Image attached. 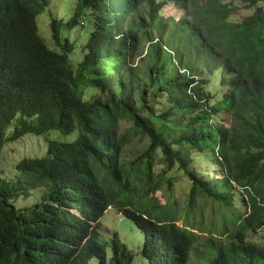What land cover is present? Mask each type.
<instances>
[{
    "label": "trees",
    "instance_id": "obj_1",
    "mask_svg": "<svg viewBox=\"0 0 264 264\" xmlns=\"http://www.w3.org/2000/svg\"><path fill=\"white\" fill-rule=\"evenodd\" d=\"M263 4L75 0L66 19L51 18L54 52L36 21L48 0H0V145L72 136L22 159L17 182L0 177V264H133L117 232L101 238L110 208L144 233L141 264H189L193 251L203 264H264L253 241H264ZM168 5L181 18H165ZM242 9L253 12L235 21ZM79 27L75 59L68 32ZM132 135L148 145L125 161ZM176 171L191 182L189 209L213 202L204 253L203 213L156 197ZM36 191L38 202L16 207Z\"/></svg>",
    "mask_w": 264,
    "mask_h": 264
},
{
    "label": "rangeland",
    "instance_id": "obj_2",
    "mask_svg": "<svg viewBox=\"0 0 264 264\" xmlns=\"http://www.w3.org/2000/svg\"><path fill=\"white\" fill-rule=\"evenodd\" d=\"M49 5L46 10L40 12L37 15L36 21L38 26V34L45 42L46 46L54 52H60V49L54 45L51 36H50V23L52 16L56 18H64L68 17V14L72 10V6L74 5L75 0H48ZM264 5V4H263ZM253 11L242 9L238 12V14L234 15L233 19L235 21H242L245 17L251 15ZM165 18H171L172 16H176L178 19L181 18V14H179V9L177 6L168 5L164 10ZM70 40H77V45L79 46V50L74 52L75 59H81L82 57V46L86 43V31L81 30L80 27L76 28L72 32H68ZM14 125V123H13ZM13 125H11L7 131V136L10 135ZM132 124L129 121L121 122V132H128L131 130ZM72 139V136L67 137L61 135L57 131L51 132L49 135H41L36 136L32 134H27L18 141L14 143L7 142L3 146L0 145V177L5 179L8 182L16 181L20 176L19 170L16 168L18 163L24 158H36V157H45L47 151L48 140L55 141H69ZM148 145L147 139L141 138L139 136H131L130 143L124 148L123 159L125 161H132L138 157V155L142 154ZM194 168L198 169L201 166L198 161H193ZM204 169H207L206 163L202 165ZM166 176L173 177L172 186L169 188L167 184L163 186L161 192L156 194V197L159 199L161 204L170 203L173 205L174 203L178 204L179 214L184 216L186 214L185 208L188 209V213L190 215H194V219L199 221V217L201 213L205 216L203 219V223L205 225V231L198 233L201 235L202 239L198 241L195 246L197 251L200 253H204L205 250L203 248V244L205 243L204 238L210 234L209 223L211 219L208 217L212 214L213 207L212 203L209 200L199 201L196 205V210H191L188 208L189 201V193L191 189L190 180L179 171H176L173 174L170 172H166ZM206 177L205 175H203ZM46 187V186H45ZM36 192H29L27 195L22 196L18 199L16 203L17 208H29L36 202L40 200L41 195ZM45 192V188L43 187V193ZM206 203V204H205ZM205 205V206H204ZM202 206V210L200 209ZM241 209L242 207L239 206ZM190 210L192 212H190ZM76 213V211H73ZM185 219L183 217L179 218L178 225H185ZM188 222H192L188 220ZM197 223V222H196ZM197 231V230H195ZM208 231V232H207ZM99 232L101 234V238L103 241L107 242L110 238L117 232L119 240L123 245H125L135 256L133 264H141L144 261V257L141 254V250L144 243V233H142L135 225L132 224L131 221L122 217L121 214L114 208H110L105 216L102 218L100 223ZM254 242L262 244L264 241L253 239ZM189 264H203V261L198 259L195 256L194 251L191 254Z\"/></svg>",
    "mask_w": 264,
    "mask_h": 264
},
{
    "label": "clouds",
    "instance_id": "obj_3",
    "mask_svg": "<svg viewBox=\"0 0 264 264\" xmlns=\"http://www.w3.org/2000/svg\"><path fill=\"white\" fill-rule=\"evenodd\" d=\"M20 139H21V138H20ZM17 141H18V140H17ZM48 141H49V140H48ZM54 141H55V140H54ZM12 143H14V142H12ZM47 150H48V145H47ZM46 153H47V151H46ZM46 155H47V154H46ZM46 155H45V156H46ZM43 157H44V156H43ZM43 157H36V158H43ZM28 159H34V158H28ZM19 163H20V162H19ZM19 163H18V164H19ZM17 181H18V180H17ZM14 182H16V181H13V182H11V183H14ZM45 191H46V190H45ZM21 193H23V191H22ZM73 211H76V210H72V212H73ZM73 213H74V212H73Z\"/></svg>",
    "mask_w": 264,
    "mask_h": 264
}]
</instances>
